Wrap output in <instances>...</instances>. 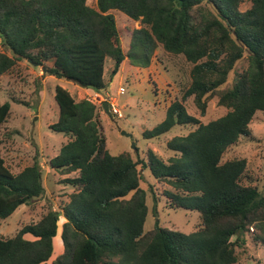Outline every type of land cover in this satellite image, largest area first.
Instances as JSON below:
<instances>
[{
	"label": "trees",
	"instance_id": "16d2710c",
	"mask_svg": "<svg viewBox=\"0 0 264 264\" xmlns=\"http://www.w3.org/2000/svg\"><path fill=\"white\" fill-rule=\"evenodd\" d=\"M246 1L250 8L241 11ZM118 12L141 25L131 33L127 55L114 18ZM0 45V76L20 61L43 68L51 62L47 75L92 95L106 88L108 58L113 61L110 77L117 81L126 59L133 67L147 68L161 45L190 64V84L142 138L159 139L178 126L193 128L166 142L171 156L165 161L151 150L146 160L113 156L96 106L86 99L75 101L57 86L58 120L50 129L67 142L49 166L66 177L62 183L72 192L65 205L48 210L14 237L0 235V264H47L62 219L63 253L51 264H237L236 249L246 245V234L264 246V195L241 183L244 159L222 162L228 148L251 135L254 115L264 113V0H0ZM242 60L246 68L226 87ZM188 98L201 116L214 98L226 113L202 124L186 112ZM10 114V103L0 104V128ZM1 146L0 136L3 221L41 198L45 189L36 159L12 173ZM139 167L169 186L164 196L168 208L199 214L193 232L157 223L143 231L147 207Z\"/></svg>",
	"mask_w": 264,
	"mask_h": 264
},
{
	"label": "rangeland",
	"instance_id": "374dc122",
	"mask_svg": "<svg viewBox=\"0 0 264 264\" xmlns=\"http://www.w3.org/2000/svg\"><path fill=\"white\" fill-rule=\"evenodd\" d=\"M92 3L95 0H86ZM250 8L248 1L240 5V10ZM119 39L125 55L129 52L130 36L139 29V22L129 20L122 13H115ZM0 51H3L0 45ZM11 55L10 53H6ZM116 81L110 74L113 61L105 62L104 80L106 88L100 92L108 105L104 111L102 104L95 102L93 95L85 92L73 82L57 79L46 74L45 68L51 62L33 66L27 61H20L8 73L0 76V104L10 103L11 114L0 128L2 139L1 153L6 166L12 173H18L30 166L36 159L42 170L44 195L29 205L20 206L8 219L0 221V235L11 238L31 223L38 222L48 210H55L68 202L71 189L64 186L61 176L50 168L49 161L58 153L67 138L50 129L58 120V106L54 101L57 86L67 90L75 101L86 99L96 106V119L106 137V145L113 156L125 153L133 160H146L151 150L162 160L171 154L165 144L175 136L186 135L193 130L190 126H178L159 139L142 138L145 131H150L162 122L165 111L175 100L180 101L185 89L190 84V64L183 56L165 52L161 45L157 47L147 68L130 65L126 59ZM247 66L246 60L237 63L235 71L229 75L226 87H231L236 73ZM123 90L119 95L117 92ZM103 103V102H102ZM115 104L119 115H115L109 104ZM186 112L197 118L202 124L225 115L226 110L217 106V99H210L206 105L205 115L201 116L193 104L192 98L183 102ZM251 135L240 138L227 149L222 162L244 159L246 169L241 178L243 185L255 187L264 195V113L257 112L250 123ZM139 167L142 176L140 187L145 192L147 215L143 226L146 233L155 227L189 234L199 225V214L195 211L172 210L165 204V192L170 191L165 183H158L148 169ZM158 198L154 201L153 198ZM53 239L54 254L51 262L63 253L61 224ZM251 232V231H250ZM27 239L31 237L26 236ZM246 245L236 249L237 264H264V246L252 241L250 233L245 235ZM60 252V253H57Z\"/></svg>",
	"mask_w": 264,
	"mask_h": 264
},
{
	"label": "built area",
	"instance_id": "2783aa9c",
	"mask_svg": "<svg viewBox=\"0 0 264 264\" xmlns=\"http://www.w3.org/2000/svg\"><path fill=\"white\" fill-rule=\"evenodd\" d=\"M120 93H123V90H120L119 92H117V94L119 95ZM93 98L95 100L96 103H98L99 105L102 104V102H104L105 100L101 97L100 94H94L93 95ZM110 107H111V110L112 112L115 114V115H119L118 111H116L115 109V104H109ZM108 106V105H107Z\"/></svg>",
	"mask_w": 264,
	"mask_h": 264
},
{
	"label": "water",
	"instance_id": "95a60500",
	"mask_svg": "<svg viewBox=\"0 0 264 264\" xmlns=\"http://www.w3.org/2000/svg\"><path fill=\"white\" fill-rule=\"evenodd\" d=\"M29 62V64H31V61H28ZM33 66H35V65H33ZM41 69L44 71V68L43 67H41ZM102 108L104 109V111H107V104H106V102H103L102 103Z\"/></svg>",
	"mask_w": 264,
	"mask_h": 264
},
{
	"label": "crops",
	"instance_id": "0c3cea01",
	"mask_svg": "<svg viewBox=\"0 0 264 264\" xmlns=\"http://www.w3.org/2000/svg\"><path fill=\"white\" fill-rule=\"evenodd\" d=\"M132 68H134V67H132ZM122 70H123V69H122ZM122 70H121V71H122ZM85 92H88V93H89V91H87V90H85ZM57 253H60V252L57 251ZM53 254H54V246H53Z\"/></svg>",
	"mask_w": 264,
	"mask_h": 264
}]
</instances>
